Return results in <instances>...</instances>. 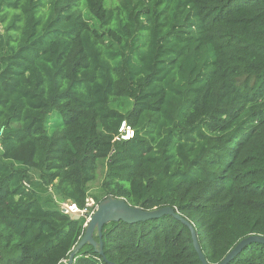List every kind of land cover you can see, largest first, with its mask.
Wrapping results in <instances>:
<instances>
[{
    "label": "trees",
    "instance_id": "1",
    "mask_svg": "<svg viewBox=\"0 0 264 264\" xmlns=\"http://www.w3.org/2000/svg\"><path fill=\"white\" fill-rule=\"evenodd\" d=\"M48 187L171 206L211 264L264 236V0H0V264L68 263L90 212ZM102 241L73 264H203L169 214ZM228 264H264V244Z\"/></svg>",
    "mask_w": 264,
    "mask_h": 264
},
{
    "label": "water",
    "instance_id": "2",
    "mask_svg": "<svg viewBox=\"0 0 264 264\" xmlns=\"http://www.w3.org/2000/svg\"><path fill=\"white\" fill-rule=\"evenodd\" d=\"M74 219H80L83 213L81 211L68 212ZM173 215L176 219L182 221L191 230L194 247L199 254L200 260L203 264H211L207 261L205 254L199 242L198 234L195 226L188 219L183 217L177 210L171 206L159 207L154 209H144L139 206H133L125 198L108 196L101 200L95 210L89 215L85 224L86 229L83 237L79 243L72 250L67 264H73L76 255L86 244H90L95 249L103 254L102 232L104 225L110 222L125 221L127 223H136L140 221H147L150 219L160 218L164 215ZM95 233L100 236V241L94 237ZM264 244V236L251 235L242 239L226 256L217 264H228L235 257H237L248 245L252 243Z\"/></svg>",
    "mask_w": 264,
    "mask_h": 264
},
{
    "label": "built area",
    "instance_id": "3",
    "mask_svg": "<svg viewBox=\"0 0 264 264\" xmlns=\"http://www.w3.org/2000/svg\"><path fill=\"white\" fill-rule=\"evenodd\" d=\"M135 135V129L131 124H129L127 121H123L119 127L118 134L115 136L116 140H130L134 137ZM89 200V199H88ZM87 208L85 209H79L78 206L74 203L68 204V203H63L61 209L68 213V212H77L81 211L83 214L90 212V214L95 210L96 206L95 203L93 202H87ZM94 210H90V208H93Z\"/></svg>",
    "mask_w": 264,
    "mask_h": 264
},
{
    "label": "rangeland",
    "instance_id": "4",
    "mask_svg": "<svg viewBox=\"0 0 264 264\" xmlns=\"http://www.w3.org/2000/svg\"><path fill=\"white\" fill-rule=\"evenodd\" d=\"M105 171H106V162L105 161H102V162H100V165H99L98 180L95 183H93V184L90 185V190L91 191L92 190L95 191L94 189L97 188V187H99L101 181L103 180V177L105 176ZM48 190H49V193L51 195H54L55 196L56 201L58 202L60 208L62 207V204L63 203L71 204L70 202H63V201H61L60 200V197L58 196L57 192L53 189V187H48ZM92 200L95 203V200L92 197H90L88 201L89 202H92Z\"/></svg>",
    "mask_w": 264,
    "mask_h": 264
}]
</instances>
